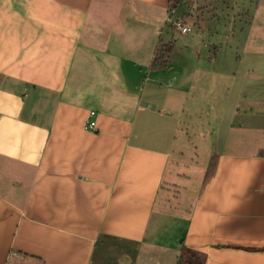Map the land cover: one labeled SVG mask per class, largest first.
<instances>
[{
  "label": "crops",
  "instance_id": "1",
  "mask_svg": "<svg viewBox=\"0 0 264 264\" xmlns=\"http://www.w3.org/2000/svg\"><path fill=\"white\" fill-rule=\"evenodd\" d=\"M174 2L178 12L184 0H0V264H137L174 227L187 256L176 264H264L259 139L224 141L182 215L164 214L187 176L174 157L185 114L229 89L217 94L198 33L162 36ZM177 38L194 65L184 53L170 83L172 51L165 68L150 64L159 39ZM203 69L213 79L189 92Z\"/></svg>",
  "mask_w": 264,
  "mask_h": 264
},
{
  "label": "rangeland",
  "instance_id": "2",
  "mask_svg": "<svg viewBox=\"0 0 264 264\" xmlns=\"http://www.w3.org/2000/svg\"><path fill=\"white\" fill-rule=\"evenodd\" d=\"M179 4L178 12L174 4L171 5V20L178 16L185 21L183 12L190 17L188 24L192 31L184 33L185 39L198 33L193 44L197 49H202L204 59L215 58L216 55L211 67L218 68L216 80L220 89L217 94L222 93L221 83L225 80L229 81L224 83L223 88L226 91L227 85L229 89L227 102L219 101L211 109V99L207 98L206 102L200 104V108H205L203 112H187L181 122L184 129L176 141L179 151L175 152L174 157L179 161L178 171L187 176L175 179L179 192L170 193V203L163 210L166 216L177 213L182 215L185 205L193 197L195 182L210 173L217 155L223 149L224 141H229V151L241 148L243 142L251 140L259 139L260 143H264V0H184V3ZM169 22L161 30L162 36L167 34V30L171 31ZM189 48L181 39H172L171 64L166 71L165 80L171 83L180 79V75L179 78L176 75V66L184 53H187L188 67L193 64L195 55L187 52L191 50ZM199 63L198 61L197 64ZM202 72L203 77L198 76V71L188 73L193 79L189 92L196 94L200 82L213 79L207 75V70L203 69ZM172 75L176 76L175 79ZM186 80H189L187 76ZM204 95L206 92L202 91L201 97ZM222 105L226 118H220L223 115ZM166 216L162 217L165 224L169 220ZM163 233L159 243L165 247L158 245L147 248L133 256L132 261L137 264H165L166 257H170V264L182 263L181 259H186L187 256L177 250L180 237L176 227ZM163 250L165 251L162 252ZM121 257L128 261L126 256ZM119 258L108 256L102 264H122L123 261ZM129 263L133 264H126ZM91 264H99L97 257Z\"/></svg>",
  "mask_w": 264,
  "mask_h": 264
},
{
  "label": "trees",
  "instance_id": "3",
  "mask_svg": "<svg viewBox=\"0 0 264 264\" xmlns=\"http://www.w3.org/2000/svg\"><path fill=\"white\" fill-rule=\"evenodd\" d=\"M175 1V0H174ZM171 2H173V0H171ZM176 2H174V7L176 6L175 4ZM173 4V3H171ZM171 9L169 10L170 13ZM169 29H172V25H169ZM172 51V42L168 41V42H163V40L159 39V43L155 49V53L154 56L151 60V64H150V69L151 70H158V69H163L167 66L168 64V57L169 54ZM259 153L261 155H264V149H261L259 151Z\"/></svg>",
  "mask_w": 264,
  "mask_h": 264
},
{
  "label": "built area",
  "instance_id": "4",
  "mask_svg": "<svg viewBox=\"0 0 264 264\" xmlns=\"http://www.w3.org/2000/svg\"><path fill=\"white\" fill-rule=\"evenodd\" d=\"M169 20L170 22L172 23L173 27L178 30L180 33H188L190 31H192V27L189 26L188 23H185V21L180 18V17H174L173 20H171V15L169 13ZM94 115V111H90V116ZM95 126V121L94 120H91L87 125L86 127L91 129V128H94Z\"/></svg>",
  "mask_w": 264,
  "mask_h": 264
}]
</instances>
